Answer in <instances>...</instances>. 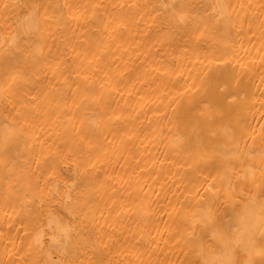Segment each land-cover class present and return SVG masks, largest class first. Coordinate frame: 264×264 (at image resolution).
<instances>
[{
	"label": "bare ground",
	"instance_id": "obj_1",
	"mask_svg": "<svg viewBox=\"0 0 264 264\" xmlns=\"http://www.w3.org/2000/svg\"><path fill=\"white\" fill-rule=\"evenodd\" d=\"M0 264H264V0H0Z\"/></svg>",
	"mask_w": 264,
	"mask_h": 264
}]
</instances>
